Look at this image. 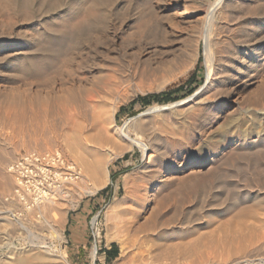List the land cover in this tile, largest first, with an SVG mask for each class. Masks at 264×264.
<instances>
[{"label": "rangeland", "instance_id": "374dc122", "mask_svg": "<svg viewBox=\"0 0 264 264\" xmlns=\"http://www.w3.org/2000/svg\"><path fill=\"white\" fill-rule=\"evenodd\" d=\"M208 4V0H0V162H4L6 172L28 150L59 149L65 160L79 169L60 145L50 143L42 149L28 148L23 142L29 133L45 139L56 137L55 131L61 129L52 126L58 121L65 122L72 112L67 100L70 91L79 93L80 97H76L83 102L96 100L102 109L106 102L120 97L116 122L120 126L128 122L126 131L149 146L146 151L136 147L110 165L111 181L105 188L110 186L111 191L103 195L100 192L105 188L94 194L86 193L92 181L80 169L77 179L63 184L72 194L67 201V218L61 227L64 241L46 237L43 225L33 224L24 208L14 206L12 211L18 217L16 231L21 230L10 243H14L13 250L18 255L25 251L30 255L33 245H43L51 252L65 254L70 264H119L122 243L119 237L108 239L109 227L114 225L108 209L125 194V175L144 164L151 149L168 147L176 158L185 161L231 132L249 134L264 130V111L247 109L256 92L258 102L264 99V0H234V5L221 6L222 12L215 17L217 21L214 18L212 22L205 15ZM208 26L210 52L214 54L211 58L218 72L217 79L221 81L218 96L210 95L213 91L209 88L196 94L207 80L209 62L205 58L202 33ZM192 50L198 51L193 68ZM182 70L186 71L183 81L160 88V82ZM193 75L197 89L192 94L182 97L180 93L177 100L170 102L148 105L137 102L130 107L139 96L173 90L180 85L189 90L194 85L188 86L187 82ZM183 100L186 102L171 105ZM164 105L169 106L164 110L155 109ZM123 107V113L119 114ZM79 109L76 112L78 115L82 112V124L87 125L92 113L86 116ZM23 127L31 128L23 132ZM182 146L189 148L179 152ZM210 162L196 161L181 169H185V174L190 170L206 171ZM218 178L224 180V176ZM203 198L195 202L202 203ZM112 244L117 246V256L108 260L100 250L111 248ZM9 252L7 247L0 248V259Z\"/></svg>", "mask_w": 264, "mask_h": 264}, {"label": "bare ground", "instance_id": "6f19581e", "mask_svg": "<svg viewBox=\"0 0 264 264\" xmlns=\"http://www.w3.org/2000/svg\"><path fill=\"white\" fill-rule=\"evenodd\" d=\"M208 1L205 15L211 22L218 16L221 6L227 5V3L228 6L234 5V0ZM249 13L251 14V12ZM209 29L208 26L206 32H201L205 38V58L209 62L207 63L209 64L207 80L196 94L209 88V91L212 90L214 94L208 92L214 96L222 89L219 85L221 81L217 79L218 72L215 63L212 61L213 57L211 58V55L214 54L210 52L212 48ZM213 49L215 48L213 47ZM192 54L190 53L191 56H194L191 68L197 62L198 51L196 53L195 50ZM236 56L238 55L236 54ZM245 58L246 56L244 60ZM187 70L189 69L187 68ZM219 74L222 75L223 73L219 72ZM185 76L186 71L183 72L182 70L181 73H176L171 78L160 82L162 84L159 86L165 88L181 82ZM106 78L108 77L106 76ZM68 93L69 98L67 100L72 106L70 111H74V113L71 112L70 117L66 119L67 122L66 120L65 122L61 121V123L58 121V124L52 126L55 129L60 128L61 130L58 132H61H57V134L55 131L56 137L53 135V139H50L51 137L45 139L37 137V134L29 133L25 135L23 142L28 148L42 149L50 143L60 145L78 164L79 169L91 178L92 184L89 185L86 193L94 194L110 183L109 169L113 162L125 153L135 151L136 147H141L146 151L149 146L143 141L135 139L129 131H126L128 122L122 126L116 122L120 97L112 99L110 103L106 102V105L103 104L105 108L102 109L96 100H90V98L89 102H83V100L77 99L80 97L78 96L79 93L76 94L77 97L73 91ZM256 93V96L248 103L247 109L258 113V109L264 111V99H260L261 102H258V92ZM210 95L209 97L212 98L213 96ZM184 102L186 101L183 100L171 105ZM258 103L261 104L260 108H258ZM168 106H158L155 109L164 110ZM79 107L83 109L86 116L92 113L87 125L82 124V112H79V115L77 113L80 110ZM75 108L79 110L76 112ZM27 125L26 123V127L29 126ZM29 128L24 129L23 127V132H27ZM158 139L157 142L161 141ZM185 142L187 141L185 140ZM181 143L183 144V142ZM161 146L151 149L148 160L125 175V194L109 206L108 210L112 214L111 218L114 225L109 227L108 239L111 240L114 236L119 237L118 239L122 243L119 264L129 262L132 264H264V130L249 134L241 131L231 132L225 138L215 142L209 149H202L198 155L185 159V161L176 158L170 148H163V146L161 148ZM188 148L182 146L179 148V152ZM29 152H36L38 155L48 154L54 161L57 158L60 160L64 158L59 149L51 152L28 150ZM165 159L166 161H164ZM209 160L211 162L208 163L209 167L206 171L189 169L190 172L185 174V169L182 170L188 164H193L196 161L204 164ZM54 165L56 168L57 166L64 168L67 164L56 162ZM66 168L68 169V167ZM72 168L78 171L77 177L66 178L65 169L62 170L64 173L56 171L57 176L60 174L59 183L54 182L46 185L32 196L33 194L16 190L18 183L16 175L9 169L6 172L4 162H0V248L7 247L10 250L9 254L1 257L0 264H70L65 254H57L56 251V253L51 252L50 249H46L48 246L44 248L43 245L40 247L33 245L30 255H26L25 250V255H18L13 250L14 243H10V240L16 237V232L19 230L16 231V219L18 217L15 218L16 212L12 211V208L18 205L25 209L33 224H41L43 228L45 227L47 235L42 234L46 237L50 236L60 241L65 238L61 227L67 218V201L72 194L63 184L71 183L79 177V172L81 173L77 167L73 166ZM220 175L224 176L222 178L224 180H219ZM5 192H9V194L7 195ZM201 196L204 197L203 202L196 203L195 200ZM21 219L20 217L19 220ZM23 221L26 220L23 219ZM30 226L32 225L30 224ZM45 231L43 230V232ZM19 234L17 235L19 236ZM24 234L26 233L24 232ZM21 236L25 235L22 234ZM29 241L31 240L29 239Z\"/></svg>", "mask_w": 264, "mask_h": 264}, {"label": "built area", "instance_id": "2783aa9c", "mask_svg": "<svg viewBox=\"0 0 264 264\" xmlns=\"http://www.w3.org/2000/svg\"><path fill=\"white\" fill-rule=\"evenodd\" d=\"M64 159L57 158L54 161L48 154L38 155L36 152H24L9 166L10 172L16 175L18 181L16 190L34 196V193H38L44 186L46 187V185L54 182L58 184L61 179L60 174L57 176L56 171L59 173L64 172L62 171L63 166H57L56 168L54 165L56 162L67 164L65 166L68 167V169H65L66 178L77 177L78 171L72 168L74 165L69 164Z\"/></svg>", "mask_w": 264, "mask_h": 264}, {"label": "trees", "instance_id": "16d2710c", "mask_svg": "<svg viewBox=\"0 0 264 264\" xmlns=\"http://www.w3.org/2000/svg\"><path fill=\"white\" fill-rule=\"evenodd\" d=\"M202 61V58H200L199 63ZM188 86H192L189 90L185 89V85H180L179 87L173 89V90H169V91H162L159 93H151V94H147L144 96H139L138 98H136L135 100H133L130 103V107H133L137 102H140L144 105H148L151 104L152 102H170V101H175L178 99L179 94H181L182 97L188 96L190 94H192L196 89H197V84L195 83V78L194 75L192 76V78H190V80L187 82ZM125 108L123 107L119 114L123 113V110ZM127 158V156H126ZM112 178L114 179L115 176H112ZM111 191V187L108 186L107 188L103 189L100 194L103 195L106 192ZM101 253H105L107 255V259L108 260H112L113 258H115L117 256V246L116 244H112L111 248H106L103 247L100 250Z\"/></svg>", "mask_w": 264, "mask_h": 264}]
</instances>
